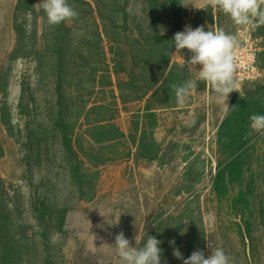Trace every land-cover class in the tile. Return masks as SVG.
I'll list each match as a JSON object with an SVG mask.
<instances>
[{"label":"rangeland","instance_id":"374dc122","mask_svg":"<svg viewBox=\"0 0 264 264\" xmlns=\"http://www.w3.org/2000/svg\"><path fill=\"white\" fill-rule=\"evenodd\" d=\"M84 1L82 5L93 12L87 16L86 9L76 10L86 21L83 26L91 28L96 21L103 33L96 3ZM115 2L128 12L126 38L148 30V0ZM40 3L0 0V146L4 149L0 179L11 211L9 238L13 236L19 245L27 243L15 260L25 259V264H120L115 249L105 244L114 245L115 236L123 232L133 246L135 237L138 247L147 235L161 241V264H183L172 254L173 240L185 259L197 249L207 258L211 246L223 248L231 264H264V134L250 126L252 115H264V26H238L219 10L212 12L213 23L209 13L200 14L197 22L199 10L209 5L184 0L183 31L186 26L195 29L202 24L205 31L223 29L235 35L239 47L251 45L248 57L256 52L259 75L250 74L230 94L228 105H220L212 86L190 71L191 53L187 49L178 53L174 48L170 66H184L188 81L194 80L196 87L183 106L169 108L154 101L157 128L152 131L143 113L154 92L123 104L117 81L128 82L132 70L138 78H152L161 62H150L142 75L138 68L132 69L129 58L124 59L123 70L119 68L116 74L111 41L103 33L101 44L90 40L92 46L81 49L80 57L86 59H76L77 65L68 66L67 75L59 76L58 57ZM158 5L162 9L157 28L165 33L173 28L172 21L163 0ZM119 17L121 24L127 22L125 15ZM67 25L73 26L72 22ZM86 35L91 37L89 32ZM100 49L111 67V85L102 72L92 81L93 72L86 68L100 67ZM66 61L71 62V55ZM131 89L124 95L132 97ZM95 104L110 109L88 113ZM111 116L125 138L115 146L94 143L88 123ZM235 126L242 133L243 146L233 155L226 148V134ZM144 131L148 141L153 137L160 145L154 160L138 157L134 143ZM101 150L104 159L121 157L102 165L93 157ZM229 162L237 168L231 165L224 172L219 187L217 174ZM62 211L67 215L60 227Z\"/></svg>","mask_w":264,"mask_h":264},{"label":"trees","instance_id":"16d2710c","mask_svg":"<svg viewBox=\"0 0 264 264\" xmlns=\"http://www.w3.org/2000/svg\"><path fill=\"white\" fill-rule=\"evenodd\" d=\"M84 2V0H68L69 5H71L75 10L86 9L85 14L88 16V13L93 12V10L91 7H84L82 5V3ZM94 2L96 3V10L102 21L101 26L103 29V33L111 41L109 51L114 55L112 61L115 63V67H113L112 70H114L116 74H118L119 68L123 70L124 59L129 58L131 60L130 66L132 67V69L138 68L139 73H142V75H145V67L148 66L150 62H161L160 70L153 73L152 78L147 76H141L140 78H138L132 70V72L128 73V82H120L119 80L117 81V86L121 94L120 99L122 100L123 104L130 101H138L140 99L147 98L154 92L148 99L149 101L144 109V113L138 112V114H144V119L150 120L149 126L153 131L157 128V120L155 119V111L152 109V103L156 101L159 104L165 105L169 108L176 107V96L172 85L175 84L177 86H181L188 81V72L184 66L181 67L178 64H172L170 66L171 53L175 48L174 36L177 32H182L184 28L183 20L186 14L184 0H163L164 7L168 12V17L171 19L173 27L165 33L161 32L157 28V21L161 18L160 13L162 9V7H159L158 5L159 0H148V14L151 26L146 32L139 30L137 32L138 35L136 34L137 37H133L132 39L126 38L127 27L129 28V16L126 8L124 9L122 8V6L117 7L115 0H94ZM118 12H121V14H118ZM212 12L213 8L211 6H208L205 11L199 10L196 16V20L198 19L200 14L209 13L208 18L210 22L213 23ZM119 15H122V18L123 15H125L127 22L121 24L122 19L119 17ZM71 22L73 24V26L71 27L67 25L68 22H64L56 26H48V33H50L51 35V45L52 48H55L56 50L54 55L58 57L57 70L58 75L60 72L59 76L67 75L66 68L68 66L73 67L77 65L76 59H86L84 57H80L82 56L81 49L85 48L86 46H92L88 44L90 40L94 41L97 44H101L103 40V33L100 31V25L98 22L93 21L91 23V28H85V26L83 25L86 21L82 20V17L79 18V16ZM200 26H202V24L198 25V27ZM15 30L20 37V30L18 29V27H16ZM87 32L90 33V38L87 37ZM21 33L23 34V32ZM110 33L115 36L114 39L111 38V36L109 35ZM141 38H143L144 40H141ZM26 39L28 40L27 37ZM97 48L99 49L101 47L97 46ZM16 53H18V49ZM69 55H71V62L66 61V57ZM98 55L101 58L100 67L98 69H95L93 66L89 65L86 68H90L93 72L92 81L96 80L97 73L102 72L103 74H101L104 77L110 78L108 84L111 85L113 84V80L109 72V69H111V67L106 60L105 51L100 49ZM116 56H119L118 59H120V61L117 62L115 60ZM79 67L80 66H78L77 68ZM138 83L141 85L140 87H138ZM127 89L132 90V97L124 95V92ZM171 99L174 100L173 103L170 102ZM116 100L115 103L117 105ZM240 107L242 111L246 109V105L244 103L241 104ZM109 109L110 108L108 105L95 104L90 107L88 113L95 112L94 114H98L96 113V111H108ZM113 120L114 116H111L100 119L95 118L94 122L88 123L89 129L87 130V132L92 137V141L94 143L115 146V143L120 142L125 138V134L113 123ZM226 136L228 142L226 148L229 152L231 151L232 154L235 155L243 146V143H241L242 133L239 131L238 127L235 126L232 130L227 131ZM148 140L149 135L146 131H144L143 134H141L140 140L138 142H135L134 145H136L138 148V157H140L141 159L154 160L159 155L160 145L153 137L150 141ZM3 154L4 149L2 146H0V157ZM93 157H95L96 160L103 165L107 162L114 161L121 156H114L104 159L101 150L96 155H93ZM89 161L91 160L89 159ZM231 165L237 168L236 163L229 162V164L226 165L217 174L218 181H221L223 179L224 172L227 171ZM82 175L83 178L87 177V174L85 172H82ZM82 183H84L83 180ZM219 187H222V181L220 182ZM6 194V186L4 185L3 180L0 179V264H25V259L19 261L21 259L17 257L16 261L15 257L25 250L27 243H23V241H21L22 245H19L20 241L13 240V236L9 238L8 217H11V214L9 215L11 211L5 201ZM42 209L45 210V213L48 212L47 206L45 204L43 205ZM62 212L63 213H61L60 215V227L65 224L67 215V211Z\"/></svg>","mask_w":264,"mask_h":264},{"label":"clouds","instance_id":"9594fccd","mask_svg":"<svg viewBox=\"0 0 264 264\" xmlns=\"http://www.w3.org/2000/svg\"><path fill=\"white\" fill-rule=\"evenodd\" d=\"M202 2L211 6L213 10L228 15L238 26L252 28L264 26V0H202ZM40 5L51 26L70 23L79 16V13L69 5L68 0H41ZM174 47L178 53L185 49L191 53V58L187 62L190 71L196 78L212 86L218 104L227 106L230 94L239 87L236 76L238 67L236 55L239 48L237 37L226 33L223 29L205 31L203 26L195 29L186 26L183 32L175 34ZM197 65L201 66L200 70H197ZM195 87L194 80H189L181 86L172 85L179 106L187 102ZM250 120L251 129L264 134V115L254 114ZM138 243L135 237V246H133L124 233L120 232L115 236L114 245H105L115 249L120 264H161V241L147 235L142 247H138ZM170 243L173 245V256L182 260L183 264H231L230 257L221 247L210 246L211 255L207 258L202 250L197 249L185 259L179 248L175 247V241Z\"/></svg>","mask_w":264,"mask_h":264},{"label":"built area","instance_id":"2783aa9c","mask_svg":"<svg viewBox=\"0 0 264 264\" xmlns=\"http://www.w3.org/2000/svg\"><path fill=\"white\" fill-rule=\"evenodd\" d=\"M248 47H251V45H247L246 43L237 50L236 63L238 67L236 69V76L239 80V83H242L245 79L248 80L250 74L259 75L258 68L255 66L256 52L248 57V53L250 52Z\"/></svg>","mask_w":264,"mask_h":264}]
</instances>
